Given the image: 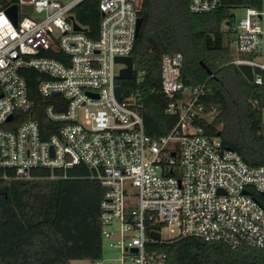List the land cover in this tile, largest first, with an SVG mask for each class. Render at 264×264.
Returning a JSON list of instances; mask_svg holds the SVG:
<instances>
[{"label": "built area", "instance_id": "built-area-1", "mask_svg": "<svg viewBox=\"0 0 264 264\" xmlns=\"http://www.w3.org/2000/svg\"><path fill=\"white\" fill-rule=\"evenodd\" d=\"M85 1L16 0L15 24L6 14L12 5L0 1L2 179L32 181L35 170H45L50 180H64L68 171L83 168L104 189L101 242L119 252V264H164L155 247L177 238L262 249L264 165L248 166L219 137L203 134L199 123L214 111L205 113L198 102L204 87L183 86L180 53L161 59V93L176 123L166 136L148 137L138 96L123 97L121 90L119 99L115 95L118 73L125 68L115 59L131 56L143 0H99L96 39L88 38L73 16ZM220 6L221 0H188L192 14ZM23 7H31V13ZM240 9L241 19L226 26L236 53L231 64L249 66L252 83L261 85L264 0ZM53 53L60 61L47 56ZM25 70L40 77L37 91L48 103L47 125L34 119ZM260 116L264 124V109ZM164 228L169 238H161Z\"/></svg>", "mask_w": 264, "mask_h": 264}, {"label": "trees", "instance_id": "trees-1", "mask_svg": "<svg viewBox=\"0 0 264 264\" xmlns=\"http://www.w3.org/2000/svg\"><path fill=\"white\" fill-rule=\"evenodd\" d=\"M98 2L86 0L73 10L75 21L90 39L98 35ZM257 5L258 0H221L214 12L192 14L188 0H143L142 24L130 54L134 79L118 80L117 84L123 97L138 96V112L148 137H164L176 123V117L167 114L169 101L161 93V59L180 53L183 86L204 87L198 102L205 113L214 111L211 120L199 123L203 134L219 137L222 145L236 152L248 166L264 165V124L260 116L264 109V73L261 85H255L231 64L235 57L226 29V24L234 22V9ZM47 56L60 61L57 53ZM22 74L35 105L34 119L41 126L49 124L43 116L48 103L37 91L39 75L32 70ZM33 174L36 178L32 181H7L0 170V264L93 263L101 259L98 216L104 189L80 167L68 171L64 180H50L45 170ZM155 248L164 254V264H264V247L231 249L189 237L162 242Z\"/></svg>", "mask_w": 264, "mask_h": 264}, {"label": "water", "instance_id": "water-1", "mask_svg": "<svg viewBox=\"0 0 264 264\" xmlns=\"http://www.w3.org/2000/svg\"><path fill=\"white\" fill-rule=\"evenodd\" d=\"M22 11L31 13L32 10H31V7H23ZM6 14L11 19L13 24H15L16 18H17V7L15 5L10 6L6 10ZM231 18H234L233 14L231 15ZM70 20H72V18H70ZM141 24H142V18L139 17L137 19L135 36L138 35ZM226 26H228V24H226ZM73 29L78 31L79 27L75 23H73ZM115 62L123 64L125 66V68H122L119 71L118 76H117V81L118 80H127V81L132 80V78H133V60H132V57L130 56V57H126V58H116ZM237 69L248 83H252L253 75H252V70L249 66L239 65V66H237ZM115 95H116V98L119 99V97H120V87L119 86H117L115 88ZM151 238L154 240H158V234L151 235Z\"/></svg>", "mask_w": 264, "mask_h": 264}, {"label": "rangeland", "instance_id": "rangeland-1", "mask_svg": "<svg viewBox=\"0 0 264 264\" xmlns=\"http://www.w3.org/2000/svg\"><path fill=\"white\" fill-rule=\"evenodd\" d=\"M243 13H244V10L240 9V8H237V9H234L232 11V14L234 15V22H238L241 17L243 16ZM225 31L226 29L223 28ZM230 38V36H229ZM230 49L234 55V57H236V53H235V48L233 46L232 43H230ZM120 69V66H116L115 67V70H119ZM214 117L213 114L209 115L208 116V119H212ZM160 235H161V238H169L171 236V234L169 233L168 229L164 228L161 230L160 232ZM119 257V252L116 251V250H112L108 247V244L106 242L103 243L102 245V257L101 259L103 260V264H119L117 259ZM70 264H94V262H90V261H72L70 262Z\"/></svg>", "mask_w": 264, "mask_h": 264}]
</instances>
